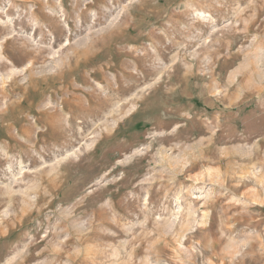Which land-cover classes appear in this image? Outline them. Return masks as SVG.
I'll return each instance as SVG.
<instances>
[{
	"label": "rangeland",
	"instance_id": "1",
	"mask_svg": "<svg viewBox=\"0 0 264 264\" xmlns=\"http://www.w3.org/2000/svg\"><path fill=\"white\" fill-rule=\"evenodd\" d=\"M0 264H264V0H0Z\"/></svg>",
	"mask_w": 264,
	"mask_h": 264
}]
</instances>
